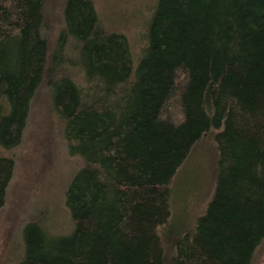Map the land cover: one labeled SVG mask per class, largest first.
<instances>
[{"label":"trees","instance_id":"16d2710c","mask_svg":"<svg viewBox=\"0 0 264 264\" xmlns=\"http://www.w3.org/2000/svg\"><path fill=\"white\" fill-rule=\"evenodd\" d=\"M46 1L0 0V147L20 143L45 86L83 166L66 190L72 229L27 222L16 264H252L264 240V0H155L137 55L92 0H65L51 37ZM211 129L214 195L168 257L171 182ZM14 166L0 154V209Z\"/></svg>","mask_w":264,"mask_h":264},{"label":"rangeland","instance_id":"374dc122","mask_svg":"<svg viewBox=\"0 0 264 264\" xmlns=\"http://www.w3.org/2000/svg\"><path fill=\"white\" fill-rule=\"evenodd\" d=\"M102 25L124 33L135 55L145 42L146 23L155 0H92ZM65 0H47L45 15L54 37L63 27ZM216 129L205 132L192 147L171 182V216L160 230L168 257L175 252V241L195 230L197 219L212 199L218 172L219 149ZM0 154L14 160V173L0 209V264H16L23 252L24 225L39 219L48 229H72L65 204L67 187L83 160L71 154L63 136L62 121L53 109L50 90L38 89L20 143L0 147ZM252 264H264V240Z\"/></svg>","mask_w":264,"mask_h":264}]
</instances>
